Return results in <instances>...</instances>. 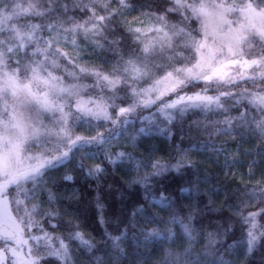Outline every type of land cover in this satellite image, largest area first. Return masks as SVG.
Returning <instances> with one entry per match:
<instances>
[{"label": "snow or ice", "instance_id": "1", "mask_svg": "<svg viewBox=\"0 0 264 264\" xmlns=\"http://www.w3.org/2000/svg\"><path fill=\"white\" fill-rule=\"evenodd\" d=\"M170 15L179 16V22L171 23ZM248 84L252 89L243 86ZM189 112L207 117L217 136L239 135L243 140L250 135L264 145V0H160L154 5L141 0H0V264L247 261L264 240V224L259 223L264 219V184L252 190L260 207L246 215L237 212L246 226L242 239L224 244L229 225L223 233H206L199 249L194 247L198 240L191 213L183 218L171 214L163 221L141 205L134 213L143 214L139 232L129 234L127 226L117 229L119 235L106 232L107 246L101 250L80 230L75 211L61 212L52 205L47 188L54 182L52 173L75 161L77 154V168L88 176L105 169L87 161L102 159L112 165L132 161L137 170L150 163L151 176L184 168L192 178L202 179L187 150L173 164L145 163L130 152L112 150L114 142L134 144L153 128L171 135L170 128L156 121L172 125ZM209 113L222 119H211ZM134 116L147 127L129 137ZM211 146L204 141L192 150ZM216 151L228 163L225 145ZM255 154L264 164V146ZM256 166L254 159L251 167ZM63 179L73 178L65 173ZM142 180L147 190L149 175ZM45 192L52 206L41 210ZM149 203L165 210L173 206L163 193ZM45 221L53 231L45 228ZM127 240L133 241L131 251L122 244ZM164 243L175 247L165 248ZM149 245H155L150 256L163 257L153 261L140 251Z\"/></svg>", "mask_w": 264, "mask_h": 264}, {"label": "trees", "instance_id": "2", "mask_svg": "<svg viewBox=\"0 0 264 264\" xmlns=\"http://www.w3.org/2000/svg\"><path fill=\"white\" fill-rule=\"evenodd\" d=\"M141 2L145 5H154L160 0H141ZM179 20V16H169L171 23H178ZM96 63H101V61H96ZM87 82L91 83V80ZM243 86L250 88L249 84ZM142 114L148 115V112L145 111ZM208 116L214 120L222 119L211 113ZM133 119L136 120V124L129 127V137L132 136L135 129L141 126L147 127L146 123L140 122L138 116H134ZM156 123L161 128H170L171 135L161 134L153 128L151 133L137 136L134 144L131 141L125 143L123 139L114 142L113 152H130L145 163L151 159L158 160L162 164H173L180 153L187 150V155L197 164V176L202 179L192 178L190 172L184 168L179 172L169 169L161 172L158 176H151L153 169L150 163L147 169L142 167L137 170L132 161L118 162L116 165H112L102 159L87 161L89 166L93 163H100L105 169L100 174L88 176L86 170L77 168L80 160V156L77 154L75 161L58 167L52 173L54 182L47 185L54 197L52 205L61 212H64L65 209L75 211L80 217L76 221L80 230L85 233L86 238L92 239L101 250L107 246L105 243L106 232L119 235L120 232L117 229L122 230L125 226L128 227L129 234L139 232L143 224V214L134 215V213L141 205L145 206L149 212L156 213L163 221H167L171 214H178L183 218L191 213L193 216L191 223L196 227L193 235L198 240V243H194V247L198 249L204 245L206 233L213 231L223 233L229 225L231 230L223 237L224 244L242 239L246 226L243 225L241 216L237 212L239 210L240 213L246 215L249 211H256L260 207L253 200L252 190L259 189L264 184V178L247 180L225 172L218 165L217 157L220 153L216 151V148L224 144L228 152L236 150L244 141H251L257 149L264 145L259 139L252 140L250 135L243 140L239 135L234 137L217 136L213 132L216 125L210 124L208 118L202 114L194 115L189 112L183 121L172 125H166L159 119ZM197 124L200 126L197 127ZM75 131L84 135L88 134L84 128H76ZM204 141H208L212 146L201 147L199 151L192 150L193 145L200 146ZM225 141L228 143L225 144ZM65 173L71 175L73 179L71 181L64 180ZM145 175H149L147 190L142 180ZM189 180H191V184ZM181 188H190L191 191L181 192ZM161 193L171 198L173 205L171 208L165 210L162 206H154L149 203L153 196L159 199ZM47 199L48 193H41V210L52 206L47 203ZM98 203L100 207H98ZM37 219H41V217L37 216ZM65 219H72V217L65 216ZM121 221L124 223L122 224ZM185 222L187 223V221ZM259 223L264 224V219H260ZM44 226L49 231H53L46 221ZM156 226L150 225V227ZM160 226L163 227V225ZM173 227L177 232L180 231L178 225ZM59 231L63 233V229ZM142 238L141 236L140 239ZM122 244L129 251L132 250V240L122 241ZM154 247L155 245H149L147 250L141 248L140 251H145L150 256ZM164 247L175 246L164 243ZM217 247L224 252L221 245L218 244ZM178 250H182V248ZM225 255L230 259H235L230 252H225ZM240 255H244L243 249H240ZM162 257V253L160 256H150L153 261ZM262 259H264V240L261 241V246L247 258V261L242 260L241 264H260Z\"/></svg>", "mask_w": 264, "mask_h": 264}, {"label": "rangeland", "instance_id": "3", "mask_svg": "<svg viewBox=\"0 0 264 264\" xmlns=\"http://www.w3.org/2000/svg\"><path fill=\"white\" fill-rule=\"evenodd\" d=\"M133 15H139V13H133ZM185 55H188V53H185ZM249 86V89H252V85L249 84ZM250 149L253 150V155H245V152ZM256 149L257 147L254 143L251 141H244L237 147L236 150L228 151V163L225 162V157L220 154L217 157L219 160H217L218 165H220L225 172L237 175L240 178L247 180H260L261 178H264V164L260 163V158L255 154ZM32 151L36 152L38 149L33 148ZM234 159L238 160L239 162L233 165L231 162ZM254 159L257 161V166L251 167V161ZM250 167L251 175L249 174Z\"/></svg>", "mask_w": 264, "mask_h": 264}]
</instances>
